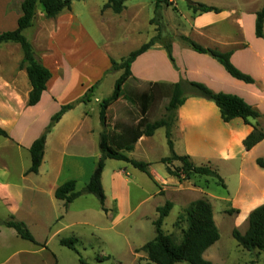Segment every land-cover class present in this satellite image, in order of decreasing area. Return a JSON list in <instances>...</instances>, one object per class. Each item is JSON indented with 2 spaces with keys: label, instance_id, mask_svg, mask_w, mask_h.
<instances>
[{
  "label": "crops",
  "instance_id": "1",
  "mask_svg": "<svg viewBox=\"0 0 264 264\" xmlns=\"http://www.w3.org/2000/svg\"><path fill=\"white\" fill-rule=\"evenodd\" d=\"M22 1L0 0V33L17 29ZM131 1L124 3L125 8L120 14H114L110 9H102L106 0H102V3L96 0H73L70 10L62 11L54 19H46L41 4H36L32 25L22 34L36 58L51 73V78L40 101L32 107L27 106L32 88L26 70L21 68L22 49L17 43H0V130L6 133V137L0 136L1 221L13 218L22 222L32 236L30 222L36 228L49 229V224L42 223L44 221L37 212L46 201L48 217L51 212L53 215L50 218L54 219L58 213H63L61 226L51 237L58 236L65 228L64 221L80 197L65 207L54 193L63 183L77 180L69 179L68 171L76 172L75 176H80L87 184L100 158L98 141L102 128L99 110L95 112L91 104L99 107L100 101L112 94L115 80L121 74L117 71L119 75L111 88H102L107 75L113 73L110 71V59L120 61L153 38V35L149 37L148 34L154 33L153 28L150 31L144 27L146 37L143 36L140 26L143 22L141 4H129ZM191 1L214 7L218 12H189L190 18L186 25L178 28L173 24L168 28L172 34V61L164 45L159 42L136 57L130 66L131 78L125 85L129 87L128 94L134 97L136 93L148 91L154 84L159 85L157 89L160 92L156 90V101L149 112L151 119L152 112L160 107L164 109L168 104L164 96L169 92V87L180 82L198 83L213 93L241 98L261 118L250 120V125L241 119L225 123L213 102L195 96L186 97L172 116L170 138L173 150L178 156L188 157L197 167L208 166L215 170L225 186L224 193L220 196L214 194L205 176L191 175L188 180H179L167 173L166 167L160 163L166 157L163 145L162 153L154 154V139L161 134L163 128H160L151 137H140L133 149L125 152L128 158L149 164L151 179L144 173L136 174V169L127 163L105 161L101 183L107 213H102L106 220L109 218L110 225H119L123 219V202L127 208L126 215L131 214L137 208V205L129 206L132 192L146 189V197L139 202L159 198L163 204L171 202L172 208L177 205L179 213L191 202L206 199L212 207L217 229L220 226L218 213L223 210L228 214L226 217L231 219V229L244 234L250 212L264 205V169L256 164L257 159H264V139L249 150L243 144L252 132V126H258L264 133V21L262 37L258 38L255 34L256 14L263 8L264 0ZM79 5L82 8H78ZM162 20L166 22L164 25H169L165 15ZM149 21L147 19L148 24ZM94 35L100 37L99 42L93 38ZM180 37L205 49L230 53L232 65L250 76L253 83L246 84L232 78L217 60L208 54L196 53L181 42ZM91 87H94V91L89 101L86 104L79 103L66 112L48 134L37 174L28 173L29 166L18 174L17 179L8 177L11 166L7 165L5 155L15 151V158L20 151L29 154L30 146L43 133L50 118L60 107L81 100ZM132 107H135L133 103L122 98L114 103L106 114L108 129L115 130L116 123H136L140 115L138 109L135 113ZM163 139V144H166L165 132ZM107 163L112 168L110 172L106 170ZM174 166L180 165L176 162ZM106 190L110 194L109 200L115 203L113 213ZM158 207L161 206L158 204L153 207V220L157 217ZM230 210L235 213L229 214ZM49 240L46 238L44 244H49ZM217 242L203 254V258L211 264L221 263ZM26 243L31 244L21 239L13 229L0 227V264H37L31 257L44 252V247L37 249ZM22 245H28L29 248L23 246L24 249H21ZM140 247L139 244L130 247L129 253L134 264H138V261L147 263L143 252L141 255L136 253Z\"/></svg>",
  "mask_w": 264,
  "mask_h": 264
},
{
  "label": "trees",
  "instance_id": "2",
  "mask_svg": "<svg viewBox=\"0 0 264 264\" xmlns=\"http://www.w3.org/2000/svg\"><path fill=\"white\" fill-rule=\"evenodd\" d=\"M72 1L73 0H23L21 3V17L17 21V29L12 32L0 33V43H17L22 49L23 60L21 68L26 70L32 88L28 95V107L35 106L40 101L42 93L46 90V84L51 78V73L36 58L31 45L23 36L22 32L31 27L35 16L36 4H41L46 19H54L62 11L70 10ZM126 1L129 0H106L103 9H110L114 14H120L125 8L124 3ZM159 2L160 0H156V8ZM166 5H170V3L166 1ZM187 8L191 10L192 14L218 12L216 8L208 7L200 3H192L191 5H187ZM263 21L264 6L256 14L255 34L258 38L262 37ZM152 23L153 20L150 21V24ZM156 30V35L153 38L146 44L140 46L137 50L129 53L127 57L121 59L119 62L110 59V71L122 72L115 80L112 94L107 98H103L99 103V120L102 128L98 141L100 158L84 188L76 190L75 181L70 180L56 189L54 196L58 201H62L65 207L82 195H92L98 200L101 210L104 213L107 212L104 207L105 194L101 183L106 160L127 163L151 179L148 171L149 164L130 159L125 155V152L131 151L140 137H151L154 132L160 128H163L165 131L166 144L169 150V156L162 158L160 163L166 167V171L170 176H174L179 180H188L191 175L212 177L224 188L223 181L215 170L208 166L197 167L189 161L188 157L178 156L173 150V144L170 138L172 116L174 111L183 104L188 96L200 97L213 102L220 112L222 121L225 123L233 119H241L244 123L250 125V120L256 121L261 118V115L256 110L237 96L222 93L216 94L204 85L198 83L180 82L169 87V92L164 96L168 99V104L165 107L166 116L151 122L149 112L151 113L152 105L156 101V90H158L157 88L159 85L154 84L148 91L136 93L134 97L128 94L129 96L125 98L123 96V91L128 79L131 78L130 66L132 62L140 54L159 42L161 34H159V29L157 27ZM179 39L196 53L208 54L217 60L232 78L246 84L253 83L250 76L243 74L232 65L230 62V53H221L217 50L202 48L185 37H180ZM164 48L169 59L172 61L170 42L165 44ZM93 91L94 87H91L81 100L61 106L59 111L50 118L43 133L32 143L28 150L31 160L30 168L27 171L28 173L37 174L44 156L47 136L55 124L59 122L66 112L74 109L76 105L88 102ZM158 92L160 91L158 90ZM122 97L137 107L140 118L136 123H116L114 125V129L118 130L116 132L113 129H108L106 114L107 110ZM252 127V132L243 142L247 150L264 139V133L258 126ZM0 136L6 137V133L0 130ZM176 162L179 163V167L174 166ZM256 164L258 167L264 169V159H257ZM171 209L172 203L168 201L165 202L163 206L156 208L157 218L152 223L155 236L139 250L146 255V264H211L203 258V254L219 240L220 236L213 221L210 203L206 199H199L191 202L183 210L181 214L186 223V228L181 229V238L177 242L173 239L171 234L166 235L161 230L163 221L168 216ZM228 213H235V211L230 210ZM177 218L180 219L182 216L178 215ZM1 225L13 229L21 239L36 243L24 223L9 218L8 220L0 221V226ZM231 236L242 250L249 253H254L255 251L264 253V205L250 212L247 218V229L244 234H241L237 229H233ZM59 243L61 246L77 253L74 239H61ZM79 261L81 264H87L81 258Z\"/></svg>",
  "mask_w": 264,
  "mask_h": 264
},
{
  "label": "rangeland",
  "instance_id": "3",
  "mask_svg": "<svg viewBox=\"0 0 264 264\" xmlns=\"http://www.w3.org/2000/svg\"><path fill=\"white\" fill-rule=\"evenodd\" d=\"M96 1H101L102 3V0ZM166 1L169 2L170 5H166ZM131 2L132 3L129 4H141V14L143 22L141 21L140 26L143 31V36L146 37V30L143 29L144 27L148 28V30L150 31L152 30V28L154 29L153 34H151L152 32L148 33L150 34L149 37H151V35H153V37L156 35L157 27L159 29V34H161L159 42L163 45L169 43L172 39V34L170 33L168 28L173 24L178 28L186 25L187 20H189L190 18L189 12L192 14L191 10L187 9L188 4H186L185 0H160L157 8L156 0H132ZM78 8H82V6L79 5ZM132 9L135 10L136 8L132 7ZM136 10H138V8ZM163 15H165L166 20H168L169 22V25L167 26L164 25L165 21L162 20ZM147 19H149L150 21L153 20V23L148 24ZM89 28L91 29L89 31L93 35L91 26H89ZM24 35H27L26 31L24 32ZM93 38L97 42L100 41V37H98V35H94ZM116 62H119V60H116ZM121 72L122 71H120V73ZM118 75L119 74L117 72L109 73L105 78V82L103 83L102 88H111L113 85V81L118 77ZM128 90L129 87H124L123 96L125 98L126 96H129ZM124 97H122V100H125ZM91 106V108H93L95 112L99 110L97 104L92 103ZM166 106L167 105H165V107ZM89 107L90 106H88V108ZM165 107L164 109L160 107L159 109H157V111L152 112L151 119L164 118L166 116ZM132 108L135 109L134 112L136 113L137 107L135 106ZM151 119L150 121H154ZM160 132L161 134L159 133V135H157L154 139V154L160 155L162 153L161 146L163 145V148H165L164 153L166 150V157H168L169 152L167 153V144H163V132L165 131L161 129ZM15 154H17L16 151L14 153L12 152L11 154L5 155L7 165L11 166V170H9L10 176L8 177H10L12 180L17 179L18 174L21 171L27 169V167H29L31 164L30 155L25 151H20L19 155H17L16 158L14 157L16 156ZM0 159H2V156H0ZM109 165L110 163H107L106 170L110 172L112 168ZM94 169L95 167L93 168V171ZM135 171L137 172L136 174L139 175H141L142 173L137 169ZM75 174L76 172L74 171H68V176L70 177L69 179L76 178V189L81 190L82 188H84L86 183H84V180H82L80 176H78L77 178ZM206 180L210 184L214 194L220 196V194L224 193V188L217 182L216 179L207 177ZM144 192H146V189H143L142 191L138 190L137 192H132L129 206L131 205L132 207H134L135 205H137V208L135 210L133 209L134 211H132L131 214L126 215L125 209L127 208L126 204H124L125 202H123V219L122 222L115 227L109 224V218L107 220L105 219L102 213L103 211H101L100 204L94 196H80V199L77 201L78 203H76L72 209V213L69 215L68 219L64 221L66 224L65 228H63L62 232L56 237H51V235L56 229L60 228V222L63 221V218H61L63 213H58V216H56L57 218L54 219L50 218L52 217L51 215H53L51 212L50 217H48L49 207L46 201L43 202L41 204V208H39L37 212L44 222H42L41 220L39 221L44 224H49V229H39L38 227L36 228L35 224L30 222V227L36 243L26 244L35 246L37 249H41L44 247V252H40L38 253V255L32 256V260L37 264H81L79 261V259L81 258L87 264H134L132 256L129 253L130 247L138 244L140 246H143L145 243L151 241L154 238L155 233L152 223L156 219L153 220L155 217L153 207L154 205L158 204L160 206L164 205L162 201L159 200V198H149L144 202H139L146 197ZM106 196L109 200L110 194L108 191L106 192ZM109 203L112 206H109L111 209V213H113L116 209L115 203L113 200H109ZM176 206L172 208L168 216L164 219L161 230L166 235L171 234L173 239L177 242L181 238V229L186 228V223L184 222L183 215L181 214L183 210L181 211V213H179V209ZM223 212L224 211L221 210L218 213L220 218L218 222V224L220 225L218 226L220 237L216 245L218 247V256L221 259L220 264H264L263 252L258 253L257 251H255L254 253H249L237 246L235 240L231 236V219L226 217V215H228L227 213ZM178 213L179 216H182V218H177ZM0 227L3 226L1 225ZM46 238L50 239L49 244L47 245L44 244V240ZM61 239H74L75 249L77 253L61 246L59 244V241ZM21 242L24 241L21 240ZM23 246L29 248L28 245H22L21 249H24ZM139 250L140 249H138L136 253H139L138 255H141L142 251ZM101 257H103V259ZM138 264H143V262L138 261Z\"/></svg>",
  "mask_w": 264,
  "mask_h": 264
},
{
  "label": "water",
  "instance_id": "4",
  "mask_svg": "<svg viewBox=\"0 0 264 264\" xmlns=\"http://www.w3.org/2000/svg\"><path fill=\"white\" fill-rule=\"evenodd\" d=\"M185 2H186V4H188V5H191V4H192V1H190V0H185Z\"/></svg>",
  "mask_w": 264,
  "mask_h": 264
}]
</instances>
